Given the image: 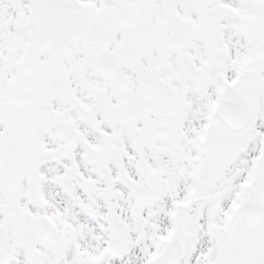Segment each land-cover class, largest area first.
<instances>
[{"label":"snow or ice","instance_id":"obj_1","mask_svg":"<svg viewBox=\"0 0 264 264\" xmlns=\"http://www.w3.org/2000/svg\"><path fill=\"white\" fill-rule=\"evenodd\" d=\"M0 264H264V0H0Z\"/></svg>","mask_w":264,"mask_h":264}]
</instances>
